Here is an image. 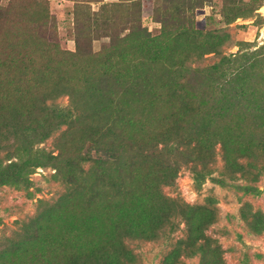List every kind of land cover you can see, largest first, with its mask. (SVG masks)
Segmentation results:
<instances>
[{
	"label": "rangeland",
	"instance_id": "obj_1",
	"mask_svg": "<svg viewBox=\"0 0 264 264\" xmlns=\"http://www.w3.org/2000/svg\"><path fill=\"white\" fill-rule=\"evenodd\" d=\"M135 2L142 6L144 31H131L123 41L110 40L111 34L118 32L121 37L129 27ZM103 5L107 7L100 13L98 8ZM159 7L170 8L167 12L175 22L156 21L152 9ZM88 15L91 20H86ZM74 18L83 23L77 54ZM122 27L125 30L120 31ZM181 30L191 32L200 43L218 44V54L206 53L198 63L204 67L223 61L218 63L220 76L202 68L193 72L188 60L166 69L167 57L179 62L186 56L176 38ZM135 43L150 48L151 66L164 80H180L185 91L194 87L203 102V113L210 114L202 119L218 121L222 131L235 136L240 148L244 145L240 143L264 145V0H0V61L11 56L32 61L30 70L37 75L48 66L54 72L63 69L73 74L84 65H98L106 53L116 49L123 51L125 64L132 59L129 50ZM3 67L1 90L18 103L20 93L11 75H2ZM48 103L50 109L73 117L67 95ZM170 111V105L158 106L161 126ZM65 129L62 125L35 147L51 150ZM153 133L149 127L143 136L150 139ZM29 158L26 153L0 151V264H65L68 255L103 244L118 222L148 229L151 218L145 208L153 177L149 167L134 170L128 199L105 203L88 200L80 192L67 193L51 165L29 173L25 167ZM222 165L218 154L211 173L200 176L189 163L184 164L163 187V193L188 204L216 207V220L206 234L220 244L223 264H264V230L258 229L264 224V169L251 189L243 179L226 177ZM160 174L170 171L164 169ZM43 209L44 214L32 224L35 234L19 238L18 233L27 231L22 229L23 223ZM253 213L259 214L255 229L243 219ZM175 222H179L177 218ZM183 235L184 225L179 222L174 232L165 230L156 240H130L129 246L137 254V264H162ZM9 238H14L15 244ZM180 264H199V256L181 258Z\"/></svg>",
	"mask_w": 264,
	"mask_h": 264
},
{
	"label": "trees",
	"instance_id": "obj_2",
	"mask_svg": "<svg viewBox=\"0 0 264 264\" xmlns=\"http://www.w3.org/2000/svg\"><path fill=\"white\" fill-rule=\"evenodd\" d=\"M139 4H132L136 8L128 18L125 33L120 37L115 32L110 40L123 41L131 31H144ZM106 7L100 6L98 11L102 13ZM169 9L153 8L156 21L174 23ZM91 19L89 15L86 18ZM73 22L77 30L74 53L77 54L81 49L83 23L78 18ZM176 38L186 56L179 62L167 57V70L188 60L193 72L202 68L211 75H221L218 63L223 61L204 67L198 63L206 53L218 54V44L200 43L188 30L179 31ZM129 51L132 59L125 64L123 51L116 49L106 53L98 65H84L73 74L63 69L54 72L48 66L37 75L30 70L32 61H20L16 56L0 61V66H4L2 75H11L15 90L20 93V100L15 103L6 98L0 86V151L30 155V161L25 164L29 173L36 167L51 165L64 181L67 193L80 192L88 200L105 203L128 199L134 170L149 167L153 177L145 208L151 218L148 229L118 222L103 244L68 255L65 264H137L138 257L129 246L130 240H156L165 230L174 232L179 222L184 225V235L174 242L162 264H180L181 258L196 255L199 264H223L220 244L206 234L216 220V207L185 203L165 195L163 187L171 183L184 164L189 163L200 176L210 174L215 156L220 154L223 174L243 179L248 183L245 186L253 189L264 169V145L240 143L244 144L240 148L235 136L222 131L218 121L202 119V115L210 117V114L203 113V102L193 86L185 91L180 80H164L154 71L148 57L149 47L135 43ZM63 95L68 96L73 117L48 106L49 101ZM162 103L170 105L171 111L162 119L161 126L158 106ZM62 125L66 129L55 138L51 150L35 147ZM149 127L154 133L146 139L143 134ZM164 169L170 174H160ZM44 211L37 210L23 223L22 229L27 231L18 233L19 238L33 233V221ZM258 217V213H253L251 218L243 215L252 229L258 225ZM176 218L179 222H175ZM258 229L263 231L264 224ZM9 239L15 244L14 238Z\"/></svg>",
	"mask_w": 264,
	"mask_h": 264
}]
</instances>
